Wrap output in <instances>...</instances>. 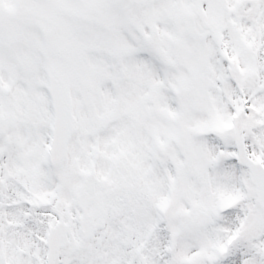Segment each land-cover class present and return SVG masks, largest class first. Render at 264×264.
I'll return each mask as SVG.
<instances>
[{
    "label": "snow or ice",
    "instance_id": "1",
    "mask_svg": "<svg viewBox=\"0 0 264 264\" xmlns=\"http://www.w3.org/2000/svg\"><path fill=\"white\" fill-rule=\"evenodd\" d=\"M0 264H264V0H0Z\"/></svg>",
    "mask_w": 264,
    "mask_h": 264
}]
</instances>
